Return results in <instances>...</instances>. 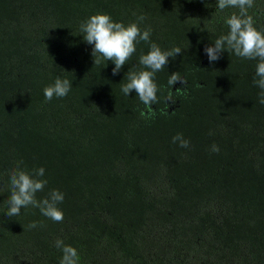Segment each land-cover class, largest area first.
I'll use <instances>...</instances> for the list:
<instances>
[{"label": "trees", "instance_id": "16d2710c", "mask_svg": "<svg viewBox=\"0 0 264 264\" xmlns=\"http://www.w3.org/2000/svg\"><path fill=\"white\" fill-rule=\"evenodd\" d=\"M238 11L217 0H0V264H60L58 238L78 264H264L257 61L205 53ZM97 13L125 25L144 15L152 42L182 50L155 73V115L121 91L149 44L138 42L117 75L112 61L95 65L80 26ZM248 14L264 30V0ZM172 73L185 83L170 86ZM57 76L71 90L46 101ZM177 133L189 147L172 143ZM18 163L45 169L37 199L64 194L62 222L32 206L5 214Z\"/></svg>", "mask_w": 264, "mask_h": 264}, {"label": "clouds", "instance_id": "9594fccd", "mask_svg": "<svg viewBox=\"0 0 264 264\" xmlns=\"http://www.w3.org/2000/svg\"><path fill=\"white\" fill-rule=\"evenodd\" d=\"M254 6V0H217V9L223 11L226 8H236L226 18L225 23L229 31L215 40L212 46L205 48L210 62L220 59V54L226 51L233 52L236 56L257 61L255 78L253 84L261 89L259 93L261 104H264V30H258L254 20L248 14V9ZM146 17L140 15L136 22L125 25L123 22H115L108 14L97 13L81 23L80 31L88 44L94 45L92 55L95 65L101 63V58L112 61L115 64L113 75H117L126 62L136 52V44L140 41L149 44V51L139 57L140 70L130 68L126 73V83H121V91L126 95L135 90L139 100L145 105L148 113L155 115L152 105L158 102V86L154 81L155 73L162 71L169 62V57L175 58L182 52L179 47L170 50H162L161 47L150 40L151 28L143 31L139 27ZM178 81H185L172 73L168 80L170 86ZM72 82L67 78L57 76L53 84L44 88L46 101L52 98H63L71 90ZM172 103L171 93L168 97ZM141 115H146L142 112ZM179 142L180 147L187 148L190 141L184 139L183 133H177L172 138V143ZM219 146L212 145V151L219 152ZM22 163V162H20ZM20 163L13 168L9 174L10 194L7 199L8 210L5 213L8 217L18 216L22 208L32 206L39 208L42 215L55 222H62L64 213L59 204L64 200V194L58 189H52L42 199H37V193L43 192L47 180L41 179L44 176L43 167L29 172L20 167ZM30 227H37L33 222ZM55 246L62 250L63 256L60 264H78V251L71 245L64 244L62 239L55 241Z\"/></svg>", "mask_w": 264, "mask_h": 264}]
</instances>
